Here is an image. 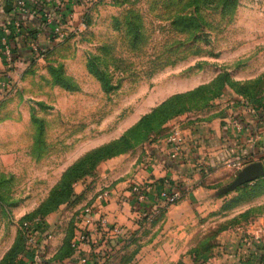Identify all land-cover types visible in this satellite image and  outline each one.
<instances>
[{"label": "rangeland", "instance_id": "rangeland-1", "mask_svg": "<svg viewBox=\"0 0 264 264\" xmlns=\"http://www.w3.org/2000/svg\"><path fill=\"white\" fill-rule=\"evenodd\" d=\"M75 1L64 35H42L46 54L17 52L0 96V264L19 263L34 219L56 263L220 264V245L264 243V174L225 159L204 172L212 189L196 183L125 237L84 242L99 252L74 245L101 192L123 182L137 199L147 147L176 123L236 115L264 129V0ZM256 146L247 163H264Z\"/></svg>", "mask_w": 264, "mask_h": 264}, {"label": "crops", "instance_id": "crops-1", "mask_svg": "<svg viewBox=\"0 0 264 264\" xmlns=\"http://www.w3.org/2000/svg\"><path fill=\"white\" fill-rule=\"evenodd\" d=\"M28 1L33 3L34 0ZM65 1L67 4L75 7V9L78 7L81 8L80 2L75 0ZM17 2L18 0H0V36L4 34V25L9 23L14 15H24V18L28 22V29L31 32L26 33L28 35L25 34L23 36L24 38H20L21 41L18 42V49L15 51V57L12 60L0 52V96L10 85L8 80H11L17 73L16 66L20 62L17 59V52L18 54L20 52L22 55L25 53L33 55L34 53L30 48L31 44L38 43L43 45L48 40L47 36H45V39L42 38V35L47 32V29L40 17L33 16L30 13L23 14L19 10ZM226 119L227 117L224 118V120ZM254 121L257 122L255 119ZM225 122L226 125L221 123L220 118H211L210 120L196 121L191 128H183L176 123L175 126L181 127L184 135V151L179 160L174 161L169 158L165 151L164 138L160 140L159 144L154 142L147 147L151 152L147 156V164H145L146 168L143 169V172L146 176L145 181L152 183L148 199L144 202H138L136 199L131 200L129 190L124 189V191L119 192L121 188L120 184H123V182H119L117 183L118 187L116 186V189L114 186H111L112 189H115L112 191V194L110 190H107L108 194L106 196H100L99 194L97 203L92 207L97 214H105L109 217L110 221L117 222L126 229L132 230L141 223L143 213L145 214L150 209L163 205V201L158 195L162 187L170 186L171 188H179L181 195L196 183H199L203 189H212L205 187L204 181H202L206 177L204 176V172L208 171V168H211V164L226 159L234 165H238L239 161L240 163L243 162L240 166L244 167L249 164L244 158L245 155L250 154L256 157L258 154H262L258 153L257 146L252 149L242 140L238 141L235 139V141V133L231 130L227 121ZM228 135L231 138L230 140L226 139ZM261 142H264V139ZM239 146L240 148L237 149ZM247 150H253L254 153H245ZM151 219L152 215H148L147 220L143 222L146 223ZM88 229L91 234H94L96 223H90ZM261 232L264 233V230L259 231V233ZM52 239L47 246L45 255L48 259L44 258L39 264H48L50 258L53 256V253L48 249L50 248ZM79 246L85 250H89L91 247L90 252H99L100 248L103 247V245L94 246L89 242H81ZM219 248H221L219 249L220 253L212 260H221L222 263L220 264H264V243L262 241L258 245L247 248L233 245H220ZM84 255L80 257L83 258ZM209 263L212 264V262ZM68 264L76 263L69 262Z\"/></svg>", "mask_w": 264, "mask_h": 264}, {"label": "built area", "instance_id": "built-area-1", "mask_svg": "<svg viewBox=\"0 0 264 264\" xmlns=\"http://www.w3.org/2000/svg\"><path fill=\"white\" fill-rule=\"evenodd\" d=\"M45 7L39 8L35 2H29L28 0H18L17 6L23 14L30 13L33 16L40 17L44 22L45 28L58 37L64 35L66 30L65 22L76 18V9L70 4H67L65 0H43ZM84 21V20H83ZM82 21V22H83ZM10 27L19 33L20 37L25 36L26 27L28 26L24 15H17L10 21ZM10 27L8 23L4 25V34L0 36V52L9 59L15 57L14 46L9 36ZM31 49L37 56H43L47 51V47L38 43H32ZM228 125L235 131L239 141H243L249 147H255L257 143L264 139V129L258 125H249L245 121L236 115H230L226 119ZM165 143V151L171 160H179L183 154L184 148V135L182 128L175 126L163 139ZM245 153H254L252 150H247ZM245 157H253L252 155H245ZM255 158V157H254ZM246 159V158H245ZM237 163V162H236ZM239 163V164H238ZM238 165L243 164L238 162ZM152 183L150 181H142L133 185V189L136 193V200L138 202H144L148 199L149 192L151 191ZM108 191H103L100 196H106ZM163 204L175 203L181 197V190L179 188H171L170 186H164L158 193ZM90 223H96V229L94 234L90 233L88 225ZM78 235L74 241V245L79 246L81 242H85L89 239L92 242H98L99 239L109 235H115L116 237H125L127 229L117 223L110 221L109 217L105 214H97L93 207H88L84 212L82 223L79 225ZM46 223L39 219L25 220L24 228L27 230L29 237L30 247L24 253L21 254L19 264H39L46 255L47 246L52 239L53 234L51 232H44Z\"/></svg>", "mask_w": 264, "mask_h": 264}, {"label": "water", "instance_id": "water-1", "mask_svg": "<svg viewBox=\"0 0 264 264\" xmlns=\"http://www.w3.org/2000/svg\"><path fill=\"white\" fill-rule=\"evenodd\" d=\"M242 173L245 179H250L255 176L263 175L264 163L260 161L249 163L244 167Z\"/></svg>", "mask_w": 264, "mask_h": 264}, {"label": "trees", "instance_id": "trees-1", "mask_svg": "<svg viewBox=\"0 0 264 264\" xmlns=\"http://www.w3.org/2000/svg\"><path fill=\"white\" fill-rule=\"evenodd\" d=\"M35 4L39 7V8H44L45 7V4H44V1L43 0H34ZM17 16V15H14V17ZM9 27L12 26L10 25V22L8 23ZM10 33H9V36L11 37V41H12V44L14 46V50L17 51L18 49V42L21 41V37L19 35V33H17L14 28L10 27ZM28 31H30L28 28H26V33H29ZM48 51V50H47ZM47 51L45 52V54L47 53ZM19 264V263H18ZM48 264H64V263H56L54 260H50L48 262Z\"/></svg>", "mask_w": 264, "mask_h": 264}]
</instances>
